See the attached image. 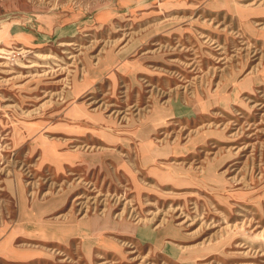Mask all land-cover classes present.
Listing matches in <instances>:
<instances>
[{
  "label": "rangeland",
  "instance_id": "374dc122",
  "mask_svg": "<svg viewBox=\"0 0 264 264\" xmlns=\"http://www.w3.org/2000/svg\"><path fill=\"white\" fill-rule=\"evenodd\" d=\"M251 1L0 0V264H264Z\"/></svg>",
  "mask_w": 264,
  "mask_h": 264
},
{
  "label": "bare ground",
  "instance_id": "6f19581e",
  "mask_svg": "<svg viewBox=\"0 0 264 264\" xmlns=\"http://www.w3.org/2000/svg\"><path fill=\"white\" fill-rule=\"evenodd\" d=\"M254 2V0L253 1H251V2H249V3H246V4H252ZM245 3H244V5H246ZM241 6V5H240ZM71 44H73L72 42H64V43H61L60 45H71ZM146 53V52H145ZM76 182V181H75ZM70 186V185H69ZM68 187V186H67ZM76 187V186H75ZM78 187V186H77ZM71 190H72V188H71ZM69 191V190H68ZM75 191V190H74ZM70 192V191H69ZM71 194V193H70ZM69 194V195H70ZM62 196V195H61ZM66 197H67V195H65ZM24 197V196H23ZM63 197V196H62ZM75 197V196H74ZM77 198H79V196H77ZM55 200V199H54ZM60 200V199H59ZM78 200H80V199H78ZM65 202V201H64ZM34 203V202H33ZM36 205V204H35ZM77 205V204H76ZM55 207H57V206H55ZM59 214H61V213H59ZM35 215V214H34ZM56 216V215H55ZM74 221H75V219H74ZM54 223H56V222H54ZM58 224V223H57ZM44 227H46V226H44ZM44 227H42V228H44ZM65 227V226H64ZM61 228H63V227H61ZM82 228V227H81ZM44 231V230H43ZM58 231V230H57ZM96 231V230H95ZM91 232V231H90ZM14 234V233H13ZM84 234H85V232H84ZM90 234V233H89ZM7 242V241H6ZM5 244V243H4ZM3 244V245H4ZM7 245V244H6ZM12 245H10V246H8V247H11ZM1 247H2V245H1ZM47 247V246H46ZM12 248V247H11ZM7 250V249H6ZM11 251V250H10ZM30 251V250H29ZM17 252H18V250H17ZM21 252V251H20ZM34 252H36V251H34ZM24 253V252H23ZM30 253V252H29ZM9 254V253H8ZM15 254V253H14ZM40 254H41V252H40ZM32 255V254H31ZM46 255V254H45ZM19 256H22V255H19ZM24 256V255H23ZM22 256V257H23ZM38 257H40V256H38ZM33 259V258H32ZM24 262V261H23Z\"/></svg>",
  "mask_w": 264,
  "mask_h": 264
}]
</instances>
